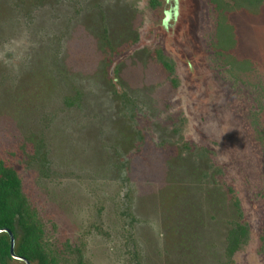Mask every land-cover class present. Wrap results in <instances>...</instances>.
<instances>
[{"label":"rangeland","instance_id":"obj_1","mask_svg":"<svg viewBox=\"0 0 264 264\" xmlns=\"http://www.w3.org/2000/svg\"><path fill=\"white\" fill-rule=\"evenodd\" d=\"M214 21L207 0H0V160L52 248H81L61 264H264V2L228 16L250 71L215 60ZM227 189L249 228L230 262Z\"/></svg>","mask_w":264,"mask_h":264},{"label":"trees","instance_id":"obj_2","mask_svg":"<svg viewBox=\"0 0 264 264\" xmlns=\"http://www.w3.org/2000/svg\"><path fill=\"white\" fill-rule=\"evenodd\" d=\"M207 1L214 10V39L211 47L215 54V60L220 61L228 73L239 70L244 73V69L250 71L252 69L250 62H237L230 57L231 54L229 55L234 46V37L228 16L242 11L249 14L256 13L264 0ZM151 5L156 7L158 2L152 1ZM136 41V38L130 40L124 47L128 48ZM125 51V48H123L119 53ZM154 55L161 69L172 75L174 66L163 56L162 51L156 49ZM175 83V81H172L173 85ZM251 86L257 95L255 99L257 110L251 114V126L254 129L256 141L264 149V128L257 129L256 126L259 113L264 110V81L259 80ZM39 155V151L35 152L33 158L36 159ZM194 171L199 173L200 170ZM226 198L229 217L226 219L227 228L223 239L222 252L225 259L230 262L232 256L246 244L249 237V228L243 219L240 202L232 190L227 189ZM45 226V222L42 221L37 209L24 194L22 181L16 170L8 163L0 160V264H10L11 261H16L17 264H26L20 259H24L29 264H61L60 260L63 255L67 256V259L75 255L82 256L81 248L71 244L69 240H65V250L62 254L52 248L47 240ZM7 231L13 236V253L17 257L16 259L10 255V237ZM259 240L264 251V225ZM59 257H61L60 260Z\"/></svg>","mask_w":264,"mask_h":264},{"label":"water","instance_id":"obj_3","mask_svg":"<svg viewBox=\"0 0 264 264\" xmlns=\"http://www.w3.org/2000/svg\"><path fill=\"white\" fill-rule=\"evenodd\" d=\"M7 233L9 234L10 237V255L12 258L16 259L17 257H15L14 253H13V236L12 234L7 231ZM20 259V258H19ZM21 261H24L26 264H29L27 261H25L24 259H20Z\"/></svg>","mask_w":264,"mask_h":264}]
</instances>
